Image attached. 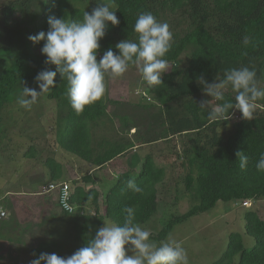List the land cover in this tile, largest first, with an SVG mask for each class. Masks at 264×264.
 <instances>
[{
	"label": "trees",
	"instance_id": "16d2710c",
	"mask_svg": "<svg viewBox=\"0 0 264 264\" xmlns=\"http://www.w3.org/2000/svg\"><path fill=\"white\" fill-rule=\"evenodd\" d=\"M110 1L115 5L113 11L119 24L113 26L107 22L106 34L99 41L98 61L109 48L119 54L115 47L118 42L136 40L133 28L141 12H151L156 19L160 16H180L181 21L188 23L182 35L173 36L171 48L164 57L169 64H175L174 69L163 75V83L151 85L146 91L164 106L165 135H189L183 166L188 169L185 191L192 205L181 215L167 216L162 230L157 236L150 235V240H165L176 226L214 209L219 203L238 205L245 201L251 203L263 200L264 172L257 170L256 163L264 153V98L257 100L251 120H244L238 110L231 115L230 110L228 120L209 121V108L201 109L198 105L203 85L197 82V77L203 75L211 83L216 77L222 78L226 69L248 67L257 73L258 86L261 87L259 84L264 83V0ZM83 2L89 0H43V11L26 31L27 53L13 56L7 49L0 48V123L3 109L17 100L22 88L39 87L35 77L40 71L50 69L57 74L54 86L48 90V98L56 101L58 108L66 113L61 120L64 127L61 125L59 129L61 148L101 169L133 146L103 143L100 151H95L91 146L90 125L106 117L108 107L116 102L105 100L104 94L77 115L66 96V80L61 78L55 65L45 63L47 58L41 52L45 41L33 43L29 39L30 35L41 31L47 33L50 16L82 20L85 11ZM18 12L17 4L8 5L4 10V24H17ZM245 36L249 38L247 45L243 42ZM186 52L189 53L187 65L179 68L176 63ZM245 52L247 55H244ZM234 96L231 88L225 91V100L234 102ZM181 99L185 100L182 112L176 111L171 105ZM235 114H238L239 119H234ZM124 120L125 127L132 126L127 123V119ZM142 140V144L158 141ZM237 150L248 158L244 168L240 167L235 155ZM47 164L52 172V180L59 179L61 164L54 159H48ZM165 176V167L156 165L152 156H146L140 173L121 174L105 195L104 213H100V193L97 189H85L79 185L73 188L71 185L70 200L72 205H76V212L70 214L62 211L58 218L61 225L59 232L52 233V240L34 247L31 259L38 258L41 253L53 252L61 257L70 256L94 237L106 219L122 225L126 207L134 209V222L144 227L158 213L157 187ZM129 179H134L142 191L133 192L129 189ZM82 180L89 183L91 177L85 176ZM85 204L90 205L95 213L78 212ZM251 206L241 207L250 209ZM244 220L245 234L255 241L254 246L248 248L241 234L231 233L226 251L214 264H264V220L254 210H248ZM1 224V228L5 229L6 223ZM62 249H65L64 255L60 252ZM3 260L4 256L0 255V261Z\"/></svg>",
	"mask_w": 264,
	"mask_h": 264
},
{
	"label": "rangeland",
	"instance_id": "374dc122",
	"mask_svg": "<svg viewBox=\"0 0 264 264\" xmlns=\"http://www.w3.org/2000/svg\"><path fill=\"white\" fill-rule=\"evenodd\" d=\"M42 2L43 0H0V48L7 49L13 56L27 53L26 31L43 11ZM13 3L19 7L16 15L18 23L6 26L4 10ZM102 3L110 4L112 10L115 8L110 0H89L87 3L83 2L82 6L85 11L91 12ZM157 21L168 23L172 36L182 35L188 24L181 21L180 16L171 15L160 16ZM188 56L189 53L186 52L179 58V63H176L179 68L187 65ZM174 65L169 64L165 74L172 71ZM105 84V100H111L116 104L108 107L106 117L90 125L91 146L95 151H100L103 143H122L133 146L100 169L101 172L97 177L100 182V213H104L105 195L118 181L121 174L140 173L146 156L150 155L156 165L165 167L166 176L157 187L158 213L148 224L141 227L148 230L152 236H157L167 216L181 215L192 205L189 194L185 191L188 169L183 166L184 150L189 146V135L187 133L174 137L165 135L167 133L163 114L164 106H161L153 95L147 93L146 88L150 85L142 80L135 65L130 64L122 76L115 78L106 76ZM259 85L262 87L264 83L261 82ZM35 89L40 91L39 87ZM198 98L200 100L211 99L204 93ZM215 104L216 102L213 101V105L209 107ZM171 105L176 111L182 112L185 100H178ZM65 115L63 109L58 108L57 102L48 98V91L38 97L31 110L20 107L15 101L2 111L0 196L10 199L3 200L4 208L2 209L7 216L0 224L10 223L16 219V221H22V226L21 230L10 237L11 243L7 238L0 241V255L4 256L0 264H31V250L42 242L52 240V233L59 232L54 225L58 222L62 211L58 206L56 194L47 193L44 198L41 196L23 198L12 195L19 192L25 193L22 192V188L33 189L31 183L40 185L39 193H43L44 188L52 183L50 179L45 181L48 178L44 177L47 171L50 170V176L52 173L47 164L48 159L69 163L73 169L77 167L78 177L81 178L82 174H89V170L93 168L87 164L79 169L77 162L80 159L61 148L59 129L61 125L64 127L61 120L65 118ZM124 119H127V123L132 126L125 127ZM234 119H239L238 114L234 115ZM142 139H157L158 141L142 144ZM31 154H33L32 157L29 156ZM92 176L95 177V174ZM5 201H8L9 208H6L8 204ZM12 203L14 207L11 206ZM241 206L240 203L238 205L219 203L214 209L194 216L174 228L170 235L186 250L188 264H214L226 251L231 233L241 234L248 248L254 246L255 241L245 234L244 215L248 210H254L264 220V199L251 202L250 209ZM90 210L92 208L89 206V209L84 212L90 213ZM104 223L113 222L106 219ZM60 252L64 255L65 249ZM57 255L60 256V254Z\"/></svg>",
	"mask_w": 264,
	"mask_h": 264
},
{
	"label": "clouds",
	"instance_id": "9594fccd",
	"mask_svg": "<svg viewBox=\"0 0 264 264\" xmlns=\"http://www.w3.org/2000/svg\"><path fill=\"white\" fill-rule=\"evenodd\" d=\"M107 22L113 26L119 24L112 6L102 3L91 12L84 11L82 20L50 16L47 33L41 31L29 36L33 43L45 41L41 49L47 58L45 63L55 65L61 78L66 80V96L77 115L84 111L85 106L104 96L106 76H122L130 64L135 65L142 80L150 86L163 83V74L168 70L169 62L164 57L173 39L168 23L158 22L151 12L139 13L133 28L136 40L118 42L115 47L119 54L109 48L98 61L99 41L106 34ZM243 42L247 45L249 38L245 36ZM56 74L50 69L40 71L35 77L40 91L24 86L17 97V104L31 110L38 97L54 86ZM256 77L257 73L248 67L226 69L222 78L216 77L211 83L203 75L197 77L205 96L211 97L198 103L201 109L209 108L207 119L228 120L230 110L231 115L238 110L244 120H251L257 100L264 98V88L258 86ZM228 88L235 93L234 102L224 98ZM213 101L223 103L209 107ZM235 155L240 167H246L248 158L244 153L237 150ZM256 168L264 172V153L259 157ZM127 187L133 192L142 191L134 179L127 181ZM124 212L122 225L104 223L85 246L70 256L41 253L31 264H188L187 252L180 242L171 235L158 243L150 240L151 233L134 222V209L126 207Z\"/></svg>",
	"mask_w": 264,
	"mask_h": 264
},
{
	"label": "crops",
	"instance_id": "0c3cea01",
	"mask_svg": "<svg viewBox=\"0 0 264 264\" xmlns=\"http://www.w3.org/2000/svg\"><path fill=\"white\" fill-rule=\"evenodd\" d=\"M70 154V153H69ZM60 164H61V170H60V175H59V179H57V180H52V173H51V176H50V170L49 171H47L46 173H44V177L46 178H48L47 180H45V181H48L49 179H50V181H52V182H56V181H67V182H69V183H71V185H72V187L73 188H75V186H77V185H79V186H82V187H84L85 189H97L98 191H99V187H100V182H98V180H97V177H98V174H100V169H98V168H95L94 166H92L91 164H89L90 166H91V170H89L90 172H89V174H82L81 176H82V178L79 176L78 177V173H77V170H76V168L77 167H74V169H73V167L69 164V163H65V162H63V163H61L60 161H58ZM88 163H86V162H84L83 160H81L80 159V161H78L77 162V166H78V168L80 169L83 165L84 166H86ZM49 168V167H48ZM95 168V169H94ZM104 168V167H103ZM50 169V168H49ZM67 172H70V173H68L67 174ZM93 174H95V177L94 176H92ZM85 176H90L91 177V182H89V183H84L83 182V178L85 177ZM76 182H78L76 185H74ZM32 185V187H33V189H31V190H29V189H23L22 188V192H25V193H17L16 195H12V196H16V197H25V198H33V197H39V196H41L42 198H44L45 196H47L46 194H40L39 192L41 191L40 189V185H34V183H31ZM34 187H36V188H34ZM27 193V194H26ZM7 196H11V194H7ZM4 199H10V198H4V197H1L0 196V204H2V205H0V207L2 208H4V206H3V200ZM5 203L6 204H8V207H6V208H9L10 207V205H9V203H8V201H5ZM13 204V203H12ZM32 204V203H31ZM12 207H14V204L13 205H11ZM89 206L90 205H88V204H85L84 206H82L81 208H79L78 209V212H80V211H82V212H84V210H87V209H89ZM91 207V206H90ZM49 207H47V209H48ZM92 208V207H91ZM84 209V210H83ZM48 210H50V209H48ZM90 212H92V214H94L95 213V210L92 208V210H90ZM1 225L2 224H0V241L1 240H5L6 238H7V240L11 243V238L10 237H12V235L14 234L15 235V233H17V231L18 230H21V226H22V221L20 220V221H16V219H13L10 223H6V227H5V229H2L1 228ZM35 227H37L36 225H34ZM54 227H56V229L58 230L60 227H61V225L57 222L55 225H54ZM10 235V236H9Z\"/></svg>",
	"mask_w": 264,
	"mask_h": 264
},
{
	"label": "built area",
	"instance_id": "2783aa9c",
	"mask_svg": "<svg viewBox=\"0 0 264 264\" xmlns=\"http://www.w3.org/2000/svg\"><path fill=\"white\" fill-rule=\"evenodd\" d=\"M52 193L58 197V205L62 211H66L70 214L76 211V206L71 203L72 189L68 182H53L44 188L42 194ZM245 207L250 205L249 202H243ZM6 212L0 208V222L6 218Z\"/></svg>",
	"mask_w": 264,
	"mask_h": 264
}]
</instances>
